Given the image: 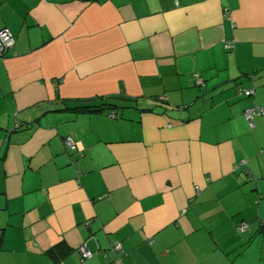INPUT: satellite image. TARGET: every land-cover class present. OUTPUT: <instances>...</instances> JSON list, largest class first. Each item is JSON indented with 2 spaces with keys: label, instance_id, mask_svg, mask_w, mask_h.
Returning a JSON list of instances; mask_svg holds the SVG:
<instances>
[{
  "label": "crops",
  "instance_id": "0c3cea01",
  "mask_svg": "<svg viewBox=\"0 0 264 264\" xmlns=\"http://www.w3.org/2000/svg\"><path fill=\"white\" fill-rule=\"evenodd\" d=\"M0 29V264H264V0H0Z\"/></svg>",
  "mask_w": 264,
  "mask_h": 264
},
{
  "label": "built area",
  "instance_id": "2783aa9c",
  "mask_svg": "<svg viewBox=\"0 0 264 264\" xmlns=\"http://www.w3.org/2000/svg\"><path fill=\"white\" fill-rule=\"evenodd\" d=\"M176 1V0H175ZM14 44V37L13 35L10 33L9 30L7 29H0V57L8 50L10 49ZM226 47L229 48L230 47V43L227 42L226 43ZM195 83L200 85L203 83V78L200 77L199 75H195ZM237 92L239 94L242 95H250L253 90L252 89H244L241 87L237 88ZM163 98V97H162ZM264 113V107H259V106H254L251 108H247L244 111V115L246 117V119L251 123L252 122V117L254 114H262ZM114 115V114H112ZM64 144L66 146V148L70 149V150H76V143L73 140V138L71 136H66L64 139ZM248 228V224L245 222H241L238 227H237V231L238 232H243ZM113 248L115 250H119V245L115 244L113 246ZM79 250H80V255H81V259H86L91 257L94 252L92 250H90L87 245L85 243H82L79 246Z\"/></svg>",
  "mask_w": 264,
  "mask_h": 264
},
{
  "label": "trees",
  "instance_id": "16d2710c",
  "mask_svg": "<svg viewBox=\"0 0 264 264\" xmlns=\"http://www.w3.org/2000/svg\"><path fill=\"white\" fill-rule=\"evenodd\" d=\"M112 107H117V105L110 103L108 100L104 99L101 103H98V104L77 106V107L71 108V109H73L75 111H92L93 112V111H100V110H112ZM119 107H121V106H119ZM115 115H117V114L115 113Z\"/></svg>",
  "mask_w": 264,
  "mask_h": 264
}]
</instances>
